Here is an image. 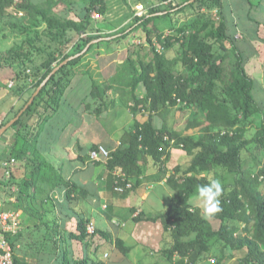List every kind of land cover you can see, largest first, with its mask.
Here are the masks:
<instances>
[{
	"label": "trees",
	"instance_id": "obj_1",
	"mask_svg": "<svg viewBox=\"0 0 264 264\" xmlns=\"http://www.w3.org/2000/svg\"><path fill=\"white\" fill-rule=\"evenodd\" d=\"M99 2L100 0H91V3L86 6L87 19L82 24L56 16L54 8L58 5V0H46L45 6L34 5L29 0H20L19 3L15 0H0V16L6 14L11 8H19L33 19L40 17L50 30L69 28L85 31L89 13L94 9L99 15L104 12V5H99ZM195 3H207L209 9L218 8L221 19L214 25L210 18H207L200 24H194L188 34H184L183 28L179 29L183 39L182 63L189 71L188 74L175 75L168 60L152 47L153 62L145 63L138 60L136 65L131 58H127V63L106 82L102 89L99 83L92 80L89 98L93 101L89 106H91L90 109L92 108L91 113L94 111L95 115H99L101 106L103 108L107 106L106 99L109 91L129 92L135 100L134 105H129L133 115L136 114L137 106L142 102H149L150 109L158 111L167 106H174L179 99L180 102L195 106L204 113L203 120L196 119L194 124H190L201 127V136L194 138L190 135H179L165 126L157 127L150 119L142 122L134 121L132 129L120 138L119 144L111 150L110 157L105 161L108 171L106 188L115 189L111 176L114 171L123 172L129 179L134 178L135 186L138 185L140 177L144 174L146 158H149L154 166H159L168 157L169 147L181 145L193 154V157L185 170L183 179L173 185L174 194L168 209L153 217H143L138 214L141 216L137 215L135 220L155 222L160 219L165 229L172 230L173 244L164 250V253L170 260L177 255L178 258L174 264H196L206 257L212 246V240L223 243L220 255L216 258V264H224V261L236 257L238 252H240L238 264H264V196L258 190L260 177L264 179V168L258 175L242 172V152L250 145H254L257 149H264V119L250 139L244 137L243 121L263 112L252 94L254 81L243 66V58L235 47L233 34L229 33L227 22L220 11L222 0H195L194 2L185 0L171 6L163 16L178 12L181 7L192 6ZM160 16L154 11H149L143 17H134L132 27L141 28L149 41L153 33L160 39L161 33L154 25V21ZM98 37L100 36L88 35L82 38V47L77 45L76 51L64 54L54 66L52 64L55 58L44 62L45 71L34 84L33 90H36L53 68L70 56L80 53L87 44ZM214 43L222 52L213 51ZM226 43L231 46L235 57L229 72L225 66L229 56ZM163 45L166 49L172 47L173 42L170 37L164 38ZM91 46L92 44L83 54L62 65L41 88L28 108L6 131V133L10 129L14 131L15 144L21 143L18 148L13 149V154L18 158H25L31 165V169L26 173L27 176L13 182L11 174L10 179L6 180L8 184L15 183L18 188L17 204L14 208L23 209L29 221L26 226L27 232L30 231L31 236L38 229L43 228L47 231L41 235L44 237L41 238L40 243H44L47 247L45 250L50 252L38 256L35 264H106L103 260L94 258L102 246L96 243V238L99 237L106 242L110 241L111 235L96 228L94 233H87L88 222L84 216H78L72 212L77 220L76 232H66L61 237H55L56 229L58 226L61 227V224L57 222L58 217H53L52 206L50 208L45 204H54L52 200L54 190H64V197L68 199L78 191V186L65 179L61 173V166L56 165L55 161L38 145L40 132L63 104L67 103L66 95L73 88L72 84L70 85V78H67L69 67L78 65ZM27 55L28 52L24 50V47H18L1 53L0 58L10 64L17 62L22 64ZM140 84H143L145 89L142 98H138L136 94ZM30 96L12 117L0 125V128L18 114ZM82 105L85 110L88 109L87 100L83 101ZM26 115L29 119L24 125L22 122ZM171 140L174 141L172 144ZM97 146L98 144H92V150ZM213 167H222L236 174L233 184L223 185L225 190L220 198L222 211L212 216L220 222L217 230L212 228L201 210L193 205V197L198 187L208 183L206 176L199 177L198 174L208 173ZM171 177L169 176L167 182L172 181ZM128 191L127 189L124 192ZM64 200L60 203H64ZM49 212L52 214L50 220ZM67 215L71 216V214ZM232 221L245 224L247 231L244 235L237 234L236 226L230 224ZM49 228H52L54 235L49 236ZM63 228H65V222ZM21 238L22 233L10 237L14 250L16 244L21 242ZM56 239H59V243L68 245L63 247L60 255L59 248L51 247L52 243L57 245ZM74 240L83 247L81 255L77 257L74 255L75 251H71L69 247L70 242ZM35 241L37 242V239L34 243L32 242V246L35 245ZM114 244L124 255L131 251V247L126 246L121 238H117ZM14 264L31 263L15 253Z\"/></svg>",
	"mask_w": 264,
	"mask_h": 264
},
{
	"label": "rangeland",
	"instance_id": "obj_2",
	"mask_svg": "<svg viewBox=\"0 0 264 264\" xmlns=\"http://www.w3.org/2000/svg\"><path fill=\"white\" fill-rule=\"evenodd\" d=\"M29 1L37 6H45L46 3V0ZM58 1V5L54 8L56 16L63 20H72L77 24H82L87 19L85 8L91 3V0ZM183 1L185 0H174L173 4L165 2V0H100L98 4L104 5V12L100 14L98 19H94L91 15L96 11H94L95 9L92 10L89 13L88 26L85 31L69 28L50 30L40 17L33 19L29 14L19 8H11L6 14L0 16V54L11 48L18 47H24V50L28 52L22 64L18 62L10 64L0 58V125L12 117L14 112L22 107L25 100L34 91V84L45 71L44 62L50 58H55L52 64L54 66L61 60L64 54L76 51L77 45L82 47V38L88 35L100 36L93 39L91 41L92 43L90 42L92 46L80 63L76 66L69 67L67 78H70V85L72 84L73 88L68 91L66 97H69V92H72L76 88L79 93L73 95H76L78 98L80 96L79 94L81 96L86 94L83 101L85 102L87 100L88 102V109H86L88 116L86 119L89 121V124L86 127L87 132H85L88 138L84 137V132L82 134L80 133L78 138H73L72 141H75V145L72 148L73 150H77L79 146L82 147V153L85 155L86 161L92 166H96L98 171L102 170V204L104 206L101 212L102 214L99 217L101 222L99 223L96 218L94 224L96 226L103 224L105 227H110L114 229V234H112L110 241L106 242L102 241L99 237L96 238V243L102 244V246L98 249L94 258L101 259L106 264H174V261L178 258L175 255L170 260L165 256L164 250L172 246L174 238L172 230L165 229L160 219L155 222L149 221L151 225L153 223L152 226L156 229L152 233L156 239L154 238V245L151 247L152 250L150 249L146 256L140 258L139 250L137 249L129 255H124L115 245L112 246V244L118 238L115 235L120 229L128 230L129 226H134L137 223V221H134L136 216H133L135 211L134 207L127 206L123 201L129 192L135 190L142 184L150 194V199L157 204L154 211L149 212L150 216L148 217L158 216L164 213L168 209L174 194L173 185L183 179L185 170L190 165L193 154L189 153L181 145H173L168 149V157L159 166H154L151 160L146 158L144 162V176L139 179L140 183L135 186V179H130L132 187L128 189L129 191L119 192L115 189L110 190L106 188L108 171L105 162L94 163L89 157V152L92 150L91 142L95 140L94 138L104 140L102 142L99 141V144L104 145L109 150L116 147L117 142L124 135L128 134L136 120L142 122L150 119L157 127L165 126L172 131H176L179 135H190L198 138L201 136V127L196 125L191 126L190 124L195 122L196 119L203 120L204 113L197 107L182 102H177L174 106H167L158 111H152L149 102H142L137 106L136 114L133 115L129 105H134L135 100L131 97L130 93L109 91L108 98L106 99L107 106L104 108L101 106V113L95 115L94 111L91 113L92 108L90 109L91 106L89 105L93 100L89 98V95L92 80L99 83L102 89L106 82L113 78L123 65L127 63V58H131L136 65L138 64V60H142L145 63L149 61L153 62L152 47L168 60L171 70L175 75L188 74L189 71L182 63L183 39L179 29L183 28L184 34H188L194 24H200L202 21L210 18L213 24L216 25L221 19V16L218 8L209 9L207 8V3H195L192 6L187 5L186 7H181L178 12H171L163 16L171 6ZM15 2L19 3L20 0H15ZM137 2H142L148 11H154L158 15H161L154 21V25L161 33L160 39L153 33L151 41H149L141 28L132 27L135 12L134 5ZM220 11L221 13L223 12L222 9ZM228 24V31L233 34L234 26L230 22ZM165 37H170L171 42H173L172 47L168 49L163 45ZM233 39L235 47L243 58V66L254 81L252 90L253 97L259 103L263 112L255 114L248 120L243 121V125L245 126L244 137L250 139L264 119V45L259 47L243 45L239 40L237 42V38L233 37ZM226 44L229 56L225 66L227 72H229L232 69L235 57L229 43ZM213 51L222 52L216 43L213 44ZM136 94L138 98L144 96L145 89L143 84L138 86ZM75 98H72L74 102ZM62 109L61 114L66 116L64 120L66 119L68 122L72 121L73 124H78V119L74 117L75 112L69 107V103L63 104ZM59 118H57V121H53V123L50 121L46 126L48 135L47 137L45 136L46 138H40L41 147L49 149L50 145L57 141L58 128L62 122ZM28 119L29 116H24L22 124L26 125ZM15 140V132L12 130L0 137V200L5 207L11 209L14 208L17 201L12 202L9 199L10 197H16L18 188L15 183L5 184L7 182L1 164L4 160L10 158L15 159V163L12 166L13 182L27 176V171L31 169L30 163L25 158H18L13 154V149L21 145L20 142L15 144ZM262 168H264V149H257L254 145H250L242 152V172L250 175H258ZM209 175L219 179L223 185H231L236 180V174L230 173L222 167H213L208 173L198 174L199 177L206 176L207 178ZM111 176L114 182L115 176L113 174ZM169 176H172L171 182H167ZM259 180L260 186L258 190L264 196V179L260 177ZM161 181H163V187L159 184ZM149 186L152 187L149 188ZM54 194L53 192L52 195ZM80 197V192L76 191L75 197L72 196V198L70 197L68 199L63 197V200L65 199L64 203L58 201L53 205L46 203L47 205L45 204V206L50 208L52 206L51 212L53 217L58 216L60 218L62 216L66 228L76 232L77 220L72 212L79 216L80 212L78 210H85L86 207L77 206L78 202L76 198L80 199ZM159 197L163 199V205L159 204ZM110 205L114 206L115 209H111ZM193 205L196 206L194 200ZM14 210L17 209L14 208ZM201 212L203 214L202 210ZM141 213L143 212L139 214ZM65 214H71V216L67 215V217ZM23 216L24 218L22 217L21 222L22 229H20L22 233L20 243H22V246L20 248L15 247V253L21 258L26 259L29 263L34 264L35 261L32 260L33 255L30 254L33 249L32 242L30 241L32 239L30 231L27 232L23 229V227L27 229L25 223L29 221L26 218V214H23ZM207 220L214 230L219 228V220L213 217H209ZM230 224L236 226L237 234L244 235L247 231L243 223L232 221ZM145 228L143 227V232L146 231ZM58 230L59 226L56 231ZM113 237L115 240H113ZM58 240L56 239L57 245L52 243L51 247L59 248L60 255L63 247H67L68 245H64L63 242L59 243ZM211 242L212 246L206 257L200 259L196 264H216V258L220 255V248L223 243L213 240ZM157 244L158 247H156ZM69 247L71 251H75L74 255L76 257L80 256L83 251L81 244L75 240ZM236 254V257L224 261V264H238L240 252Z\"/></svg>",
	"mask_w": 264,
	"mask_h": 264
},
{
	"label": "crops",
	"instance_id": "obj_3",
	"mask_svg": "<svg viewBox=\"0 0 264 264\" xmlns=\"http://www.w3.org/2000/svg\"><path fill=\"white\" fill-rule=\"evenodd\" d=\"M221 9L223 10L222 14L225 21L227 22V25H229L228 23L230 22L234 26L233 37L237 38V42L239 40V42L243 45L245 44L255 47L264 45V0H222ZM78 93L79 92H77V89L75 88L72 90V92H69V97H66L67 103H69V107L75 112V116H73L78 119V124H73L72 121L68 122L66 121V119L64 120L66 116L61 114V111L63 110L61 107V109L45 124L43 130L40 132V135L38 137V145L46 155H48L55 161L56 165L61 166V173L63 174L65 179L69 180L72 183H75L78 186V192L80 191L81 197L80 199L76 198V201L78 202L77 206H86L85 210L83 209L80 211L79 209L78 211L80 212L81 216H84L87 219L88 223L92 222L94 224L96 218L98 219L99 223L101 222L99 220V217L102 214L101 212L104 206L102 204L103 177L101 172L102 170L98 171L96 166H92L88 163V161H86L85 155L82 153V147L79 146L77 150H73L72 148L75 145V141H72L73 138H78V135H80V133L82 134V132H84V137L88 138V135L85 134V132H87V124H89V121H87L86 119L88 115L86 114V110L82 105L83 99L86 97V94H83V96L79 94L80 96L78 98L76 97V95H73ZM72 98H75V102ZM58 117H60L59 120H62V122L60 121L61 124H58L59 128L56 137L58 138L57 141L55 143H52L49 149H46V147H41L40 138H46L48 135L46 126L50 123V121L52 123L53 121H57ZM94 139L95 140L91 142V145L99 144V141H104L100 140L101 138ZM119 142L120 140L117 142V145L119 144ZM159 184L163 187V181L159 182ZM150 187L152 186H149V188ZM54 193L55 194L52 195V200L54 203L63 201L64 190L58 191L57 189L54 190ZM73 197H75V194H73ZM159 199V204L163 205V199L161 197H159ZM9 200L12 202H16L17 198L10 197ZM123 201L127 204V206L134 207L135 211L133 213V216H137L140 212H143L141 213V215L143 217H148L150 216L149 212L154 211V208L157 205L155 201L150 199V194L146 191V188L142 184L135 190L130 191L127 197L123 199ZM0 202L2 201L0 200ZM110 207L111 209H115V207L112 205H110ZM12 209L14 210V208ZM16 211L21 214L20 220L22 222V217L24 218L23 214H25L23 209L19 208ZM61 217L57 218V222L61 224V227H59V230L57 231V235H55V237H61L66 232H75L72 229H67L66 226L65 228H63L64 218ZM51 218L52 214L51 212H49L48 219L50 220ZM134 221L136 222L135 219ZM150 223L151 222H146L145 220L140 222L137 221L134 226H129L128 230H124L122 228L117 232L115 236L121 238L124 241L125 245L131 247V251L128 253V255L133 253L137 249L139 250V256L141 258L142 256H146L150 249L152 250L151 247H153L154 245L153 241L156 239L152 233L156 229L154 226H152L153 223L152 225ZM25 225L27 226V223H25ZM94 226L96 225L94 224ZM143 227H146V231L144 232ZM95 228L106 231L111 236L112 234H114V229L105 227L103 224L101 226H96ZM23 229L27 231L25 227H23ZM44 232L47 231L43 230V228L41 230L38 229L34 232L33 236H31V240L33 243L34 240L37 239V242L35 241V245L32 246L33 249L30 253L31 255H33L32 260H34L35 263L38 261V256H43L50 252L49 250H45L47 249V247L44 246V243H40L41 238L44 237L41 235ZM19 233H21V230L17 234ZM48 233H50L49 236L54 235L52 228H49ZM17 234H15L14 236H16ZM113 240H115L114 237ZM71 244H73V241L70 242V245ZM158 244L156 247H158ZM114 245L115 244L113 243L112 246ZM21 246L22 243L20 242L16 244L17 248H20Z\"/></svg>",
	"mask_w": 264,
	"mask_h": 264
},
{
	"label": "built area",
	"instance_id": "obj_4",
	"mask_svg": "<svg viewBox=\"0 0 264 264\" xmlns=\"http://www.w3.org/2000/svg\"><path fill=\"white\" fill-rule=\"evenodd\" d=\"M165 2L174 4V0H165ZM134 9V17H143L149 12L142 2H137L134 5ZM91 16L94 19L100 17L97 12H93ZM177 101L180 102L179 99ZM173 142L171 140V144ZM110 152L111 150L107 149L104 145L98 144L97 148L89 152V157L93 162H105L110 157ZM14 163L15 159L10 158L4 160L1 164L6 180H9L11 177ZM112 174L115 176V190L124 192L132 187L131 180L123 172L114 171ZM20 216L21 214L18 211L7 208L0 202V264H14L15 250L10 242V237L17 234L21 229ZM86 231L89 234L94 233L95 226L92 222L87 223Z\"/></svg>",
	"mask_w": 264,
	"mask_h": 264
},
{
	"label": "clouds",
	"instance_id": "obj_5",
	"mask_svg": "<svg viewBox=\"0 0 264 264\" xmlns=\"http://www.w3.org/2000/svg\"><path fill=\"white\" fill-rule=\"evenodd\" d=\"M224 186L219 179L208 176V183L200 185L193 197L196 207L203 211L204 218L214 216L222 211L221 197L224 193Z\"/></svg>",
	"mask_w": 264,
	"mask_h": 264
},
{
	"label": "water",
	"instance_id": "obj_6",
	"mask_svg": "<svg viewBox=\"0 0 264 264\" xmlns=\"http://www.w3.org/2000/svg\"><path fill=\"white\" fill-rule=\"evenodd\" d=\"M195 0H190V2H194ZM92 43V42H91ZM87 44L86 47L80 52L73 56H70L69 58L65 59L63 62H61L58 66L53 68V70L46 76V78L41 82V84L36 88L28 102L25 104V106L18 112V114L12 118L10 121H8L4 126L0 128V137L6 133V131L13 125V123L21 116V114L28 108V106L33 102L35 96L39 93L41 88L47 83V81L50 79V77L64 64H66L69 60L78 57L79 55L83 54L91 44ZM11 131V129L9 130Z\"/></svg>",
	"mask_w": 264,
	"mask_h": 264
}]
</instances>
